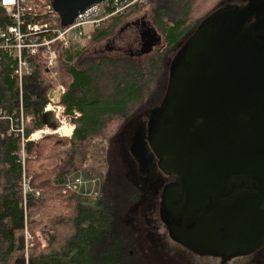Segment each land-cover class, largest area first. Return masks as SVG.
<instances>
[{
    "label": "trees",
    "instance_id": "1",
    "mask_svg": "<svg viewBox=\"0 0 264 264\" xmlns=\"http://www.w3.org/2000/svg\"><path fill=\"white\" fill-rule=\"evenodd\" d=\"M247 3L148 0L122 16L109 18L98 30H88L75 54L67 56L60 49L56 65L64 87L60 104L71 117L74 130L70 137L46 135L26 143V174L40 193L26 199L22 141L7 134L11 115L21 104V91L12 75L11 61L4 60L0 68V111L9 117L0 122V134H5L0 136V264H182L169 255L154 254L146 242L142 248V237L129 229V210L140 191L126 173L116 141L135 119L161 107L172 65L182 57L201 23L220 9ZM146 6L154 8V25L162 35L160 47L135 56L87 55L93 43L110 36L129 14ZM8 22L0 8V25ZM35 62L34 72L24 78L22 86L26 137L57 123L51 116L47 120L44 113L55 86L45 62L39 57ZM79 168L105 174L96 208L78 196L63 193L66 176ZM38 231L49 234L46 246L38 239ZM29 233L32 239L27 243Z\"/></svg>",
    "mask_w": 264,
    "mask_h": 264
},
{
    "label": "water",
    "instance_id": "2",
    "mask_svg": "<svg viewBox=\"0 0 264 264\" xmlns=\"http://www.w3.org/2000/svg\"><path fill=\"white\" fill-rule=\"evenodd\" d=\"M109 1L53 6L65 27ZM258 2V14L230 6L201 23L172 65L148 131L160 169L178 184L172 197L162 194L170 239L220 264L264 247V0Z\"/></svg>",
    "mask_w": 264,
    "mask_h": 264
},
{
    "label": "built area",
    "instance_id": "3",
    "mask_svg": "<svg viewBox=\"0 0 264 264\" xmlns=\"http://www.w3.org/2000/svg\"><path fill=\"white\" fill-rule=\"evenodd\" d=\"M144 1L146 0H111L94 5L80 13L71 25L64 27L53 3L34 2L33 0H0V8L6 12L9 21L6 25H0V68L5 59L11 61L12 75L18 80L21 91V104L19 109L11 115L7 134L21 138L22 141L21 157L25 199L28 195L39 196L40 194L33 189L31 179L26 174L24 148L28 141H32L31 137L41 130L26 137L28 121L22 92L24 78L32 75L37 66L36 58L39 57L45 62L48 77L56 87L49 95L51 102L44 111L46 119L54 113L57 117L66 114L65 108L60 104L64 87L56 72L59 50H63L67 56L75 54L80 41L87 37L88 30H98L109 18L123 15L129 8L138 3H144ZM8 117L7 112L0 111V122ZM0 136L4 138L5 134L1 133ZM33 141H38V139ZM95 180L99 179L72 172L65 178L63 193L77 195L85 201L92 200L99 195V192L95 191ZM97 185L100 186V182H97ZM38 237L42 245L46 246L47 243L42 234H38Z\"/></svg>",
    "mask_w": 264,
    "mask_h": 264
},
{
    "label": "rangeland",
    "instance_id": "4",
    "mask_svg": "<svg viewBox=\"0 0 264 264\" xmlns=\"http://www.w3.org/2000/svg\"><path fill=\"white\" fill-rule=\"evenodd\" d=\"M146 2H148V0L144 1V3ZM259 4L260 3L258 2V0H248L247 7L249 9V12L258 14L261 9ZM153 10L154 8L152 9V6H146L142 11H139L138 13L129 14L124 22L120 26H118L110 36L93 43L90 46L87 55L89 57H100L106 55L111 57L135 56L142 54L145 51L154 50L160 47L162 45V35L154 25ZM126 12L124 14H126ZM55 89L56 87H54L53 90ZM53 115L51 117H53V120L57 122L55 123L56 125H47L43 129H41V131L51 132L44 135L41 134L42 132L40 131V135L37 134L36 136L33 135L31 137L32 141L36 138H38L39 140L46 135L70 137L74 130V125L71 122V117L66 114L60 115L59 117H57L56 113H54ZM152 117V112H147L138 117L120 134L116 141L119 155L124 163L126 173L131 178V180H136L135 182L143 192H141V194L138 196V201L136 202V204H134L133 207L131 206V209L129 210L131 212V218H129L128 221L131 223L128 227L129 229L133 230V233L136 234L138 238L142 237L140 238V243H142L140 246L143 248V244L144 242H146L149 246V249L152 250L154 254L169 255V257L177 260L178 262H182V264H218V261L215 258H196L192 255H188L183 250L181 251V249L177 247V245H173V243H171L172 240L170 239V237H167L166 227L164 226L165 224L161 222L160 212L162 206L160 203V197H158V199H153L146 193H150V190L147 187L146 182H144V180H142L140 177L141 169L137 167L138 164H135V159L141 154L140 143H137L138 139H140L142 143H144V145H150L147 134ZM71 127H73V129ZM59 129L63 130L58 133L52 132ZM68 130H70V132H68ZM67 132L68 135L65 134ZM74 172L81 173L82 175L91 177L93 179H99L95 180V191L99 192V195L97 197L93 198L92 200L85 201L83 198L78 196L84 203H89L92 207L96 208L97 201L103 192L105 174L102 171H98L97 174H93L92 172L87 171L83 168H79ZM97 182H100V186L97 185ZM159 192H161L160 189L156 191V194ZM159 194L161 196V193ZM157 196L159 195L157 194ZM38 234H42L45 240L46 237H49V234H44L43 232L38 231V233L36 234L37 237ZM31 236L32 235L29 233V235L26 237L27 243H29L30 239H32ZM130 254L133 255V252H131ZM259 255L260 256L255 259L254 264H264V257H261L264 255V247L260 249ZM246 261L248 260H240V262L242 263H246Z\"/></svg>",
    "mask_w": 264,
    "mask_h": 264
},
{
    "label": "flooded vegetation",
    "instance_id": "5",
    "mask_svg": "<svg viewBox=\"0 0 264 264\" xmlns=\"http://www.w3.org/2000/svg\"><path fill=\"white\" fill-rule=\"evenodd\" d=\"M147 138H148V134H147ZM137 143H140L141 154L139 155V157H136L135 164H138L137 167H139L141 169L140 177L142 180H144V182H146V185L150 190V193L146 192L147 195L151 196L153 199L154 198L158 199V197H160V201H161L160 203L162 206L161 212H160V218H161V222H163L162 221V215H163V211H164V206H163V202H162V194L164 191L167 190L166 191L167 197L173 196V192L178 187V184L176 182V177L173 175H167L160 169L159 159L156 156L151 145H148V144L144 145V143H142V141L140 139H138ZM135 181L136 180H132V182L139 189L140 194H141L142 190L139 188V186L137 185V183ZM158 189H160V191H161V192H159V193H161V196L159 193H157L159 196H157V194H156V191ZM170 192L172 193V195L170 194ZM168 223H169L168 221L163 222V224H165L164 226L166 227L167 237H169ZM182 223L183 222H180L179 224H182ZM153 241H154V239H153ZM171 243H173V245H177L181 249V251L183 250L187 254H189V255L191 254L193 257L196 256V258H199V256L193 254L192 252L185 249L181 245L175 243L174 241L173 242L171 241ZM259 253H260V250L251 254V255L234 258V259L230 260L227 264H230V263L231 264H254L255 259L260 256ZM261 257H264V255ZM211 258H213V257H211ZM215 259L218 261V264H220V262H221L220 258H215ZM240 260H248V261H246V263H242V262H240Z\"/></svg>",
    "mask_w": 264,
    "mask_h": 264
},
{
    "label": "bare ground",
    "instance_id": "6",
    "mask_svg": "<svg viewBox=\"0 0 264 264\" xmlns=\"http://www.w3.org/2000/svg\"><path fill=\"white\" fill-rule=\"evenodd\" d=\"M128 11V10H127ZM55 96V94L53 95V97ZM63 129H59V130H56V131H52V132H54V133H58V132H60V131H62ZM65 130V129H64ZM42 133L41 134H46V133H50L51 131H41ZM68 132H70V130H68ZM68 132L67 133H65L66 135H68ZM40 135V132H37L36 134H34L35 136L36 135ZM72 135V134H71ZM70 135V136H71ZM34 136V137H35ZM38 138H36L35 140H37Z\"/></svg>",
    "mask_w": 264,
    "mask_h": 264
}]
</instances>
